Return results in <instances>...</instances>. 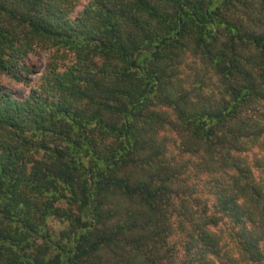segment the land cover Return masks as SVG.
Instances as JSON below:
<instances>
[{"label":"trees","instance_id":"trees-1","mask_svg":"<svg viewBox=\"0 0 264 264\" xmlns=\"http://www.w3.org/2000/svg\"><path fill=\"white\" fill-rule=\"evenodd\" d=\"M79 2L0 0V264H264V0Z\"/></svg>","mask_w":264,"mask_h":264},{"label":"rangeland","instance_id":"rangeland-1","mask_svg":"<svg viewBox=\"0 0 264 264\" xmlns=\"http://www.w3.org/2000/svg\"><path fill=\"white\" fill-rule=\"evenodd\" d=\"M85 2L86 0H80L79 5L75 9L73 15L78 13L83 8ZM47 57H48V52L46 51H38L27 57L26 63L32 71V74L27 76L28 79L36 81L39 78V73L43 71ZM0 84L4 86L9 92L13 93L17 98H23L29 93L28 88L24 84L16 82L14 79H12L11 77L5 74H0ZM166 135L172 138L170 140L171 142L168 143L169 145L168 153L170 154L169 156L170 157L176 156L177 158L178 143H176V137H174V135L172 136L170 133H167ZM178 159H182V160L189 159L191 161H196L195 157L192 158L191 156L182 153H181V157ZM188 183H191L192 186L196 188V191L194 193L198 199H200L201 201H204L205 198L208 199V197H206L208 188L203 186L202 185L203 183L199 182L198 179L197 180L194 179L193 181H189ZM174 226L175 228L172 232L173 234L170 241L172 242L171 244L175 247V251L179 252L180 251L179 245L181 243L182 237L179 231L177 230V225L175 221H174Z\"/></svg>","mask_w":264,"mask_h":264}]
</instances>
